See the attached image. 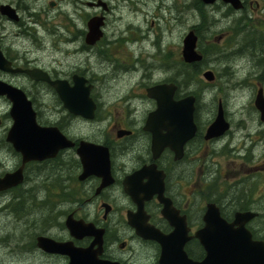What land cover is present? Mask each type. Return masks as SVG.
I'll return each mask as SVG.
<instances>
[{
  "label": "flooded vegetation",
  "instance_id": "1",
  "mask_svg": "<svg viewBox=\"0 0 264 264\" xmlns=\"http://www.w3.org/2000/svg\"><path fill=\"white\" fill-rule=\"evenodd\" d=\"M2 4L10 5L16 18L0 11V47L11 69L0 67V88L24 92L40 126L58 128L75 142L54 158L28 163L23 184L0 192V248L7 250L3 264H73V255L79 254V264H264L261 110L254 104L252 118L243 125L234 124L230 111L224 109L229 128L211 139H206L207 128L200 127L196 112V131L190 132L188 140L183 130L162 120L157 127L162 140L171 145L162 148L157 157L153 132L147 128L150 114L158 108L148 89L175 84L172 101L179 102L195 95L188 85L198 74L197 64H187L192 72L184 73L183 45L174 56L162 52L158 39L147 47V31L155 24L162 31L167 13L178 23L183 13L190 12L203 15L200 23L190 28L201 38L200 31L209 29L205 14H222L231 25L214 37L213 44L219 46L230 36V30L243 26L249 12L257 10L253 0H239L238 7L224 0H150L149 4L147 0H15ZM153 16L157 20H152ZM94 22L99 23L101 34L90 42ZM240 30L245 33L242 45L252 44L258 37L245 26ZM17 39L27 45L19 48ZM42 54L48 56V64L37 57ZM17 69H40L51 82L67 81L69 87H74L77 79L89 89L95 105L93 117L73 114L51 82L36 80ZM157 71L163 76L154 78ZM185 75L189 81H184ZM254 75V88L257 94L262 90L264 96V76L262 72ZM12 107L9 94L0 93V177L16 171L23 160L8 141L15 122ZM87 111L86 104L83 113ZM214 114L216 118V109ZM76 122L90 131L75 134ZM242 127L245 129L235 132ZM81 141L108 149L111 182L103 185L101 173L107 166L98 157L90 163L101 166L80 178L85 171L77 152ZM201 143L208 147L207 199H200ZM101 150L103 158L105 151ZM12 158L16 162L9 165ZM30 168L35 177L50 178L57 191L48 190L50 195L44 199H7L9 193L24 187ZM17 196L21 198L20 193ZM25 203L34 209L25 211ZM211 204L218 207L226 223H213L210 232H203ZM238 214H244L240 218L242 231L232 232L231 224ZM69 219L86 229L74 234ZM166 236L170 240H160ZM41 238L54 240L52 250L41 246Z\"/></svg>",
  "mask_w": 264,
  "mask_h": 264
},
{
  "label": "water",
  "instance_id": "2",
  "mask_svg": "<svg viewBox=\"0 0 264 264\" xmlns=\"http://www.w3.org/2000/svg\"><path fill=\"white\" fill-rule=\"evenodd\" d=\"M206 3H212L215 0H203ZM225 2L233 3L236 7L239 6V0H224ZM0 11L3 14L10 16L11 18H16L15 10L8 4H2L0 6ZM99 23L94 22L91 26V31L89 32L88 39L90 42H93L99 38L101 32L98 28ZM198 34L192 30L184 37V47H183V57L184 61L189 64L201 62L204 59V55L198 49ZM0 67L5 70L10 69V62H8L1 50L0 47ZM23 69H17L20 71ZM30 74L36 80H47L51 82L49 76L40 69H26L23 70ZM204 78L212 82L215 79V73L213 70H206L203 73ZM85 81V80H82ZM59 93V96L66 107H68L73 114L84 115L92 118L94 112V103L89 96V89H84L80 81L76 79V84L74 87H69L67 81H55L51 82ZM15 88H0V93L7 92L9 96L13 99V107L11 114L15 120L14 125L10 129L8 141L12 143L14 149L22 155V165L14 172L7 173L5 177H0V192L8 190L12 187L22 184L25 180V166L29 162L33 161H44L46 159L56 157L59 152L65 148L73 147L75 142L64 136L58 128L55 127H43L40 126L36 120V114L33 110L32 102L27 98L26 94L21 90ZM177 86L175 84H162L155 87H150L148 89V94L152 98H156L158 102V108L152 112L148 120V130L153 132V150L155 152V157L158 156L159 152L167 146L168 144L162 140L159 123L162 120L169 121V126L174 124V128L183 130L185 134V140L191 138L190 132L196 131V124L194 121V115L196 110V101L197 98L195 95H189L182 99L179 102L172 101V96L176 91ZM88 105L89 111L83 113V109ZM255 105L263 113L264 119V96L263 91L260 90L255 99ZM229 128V122L225 118V111L223 104L220 103L218 108V113L214 122L208 127L206 133V139H211L215 136L222 135ZM104 149L105 155L101 157V149ZM78 155L82 159L85 165V171L80 176L81 179L86 178L96 171L101 165H92L90 161L95 157H98L99 162H104L107 166V170L104 173H101L104 183L108 184L111 182V172H110V160L108 149L92 144L89 142L81 141L77 149ZM101 160V161H100ZM144 172V170L142 171ZM109 178V181L107 180ZM155 192V191H154ZM160 192V191H158ZM244 214H238L236 220L231 224L232 232L242 231L243 222L240 221L241 216ZM215 216V218H214ZM207 227L203 232H210L212 230L211 225L213 223L218 226L222 223H226L225 220L220 216L219 209L215 204H211L208 208L206 214ZM68 225L71 226V230L74 234H78L79 231L85 230L86 226L82 224H77L73 219L68 220ZM235 225H239L238 228H235ZM229 226V224H228ZM225 230V228H222ZM227 230V228H226ZM82 232V231H81ZM46 239V238H45ZM41 238L40 244L42 247L47 250H52L51 244L54 243V240ZM169 239L170 237L166 236ZM233 240H235L233 238ZM44 241H47L45 243ZM238 253H235L237 255ZM82 258L85 257V254H81ZM75 257V262L73 264H79L80 254L73 255ZM234 261V260H233ZM232 261V263H233ZM88 264H112L105 261H97Z\"/></svg>",
  "mask_w": 264,
  "mask_h": 264
},
{
  "label": "rangeland",
  "instance_id": "3",
  "mask_svg": "<svg viewBox=\"0 0 264 264\" xmlns=\"http://www.w3.org/2000/svg\"><path fill=\"white\" fill-rule=\"evenodd\" d=\"M9 1L15 0H0V4L8 3ZM253 1L254 8L257 10L253 13L249 12L248 16H246L247 19L243 21L245 29H248L251 33L258 35L257 39H255L252 44L248 43L246 45H242L245 33L240 29H242L243 26H236L233 29L230 28L232 30L229 29L230 36L223 41V43L219 46L214 45V37L220 35L228 29L231 25V21H229L227 16L222 14H205V22L209 23V29L208 32L201 31L203 36L201 40H199V49L206 50V52H208V57L204 64L198 66V68L202 69L201 72L194 76L188 85V89L194 93L196 92L195 95L199 97L196 115L199 125L203 129H206L214 121V109H216L217 115L219 100L223 101L224 109L230 111L228 112L230 113V118L233 120L234 124L242 123L243 125H247L249 119L252 118V114H254L252 107H254L257 95V89L254 88V83L256 82L257 77L254 73L259 75L260 72H262V76H264V0ZM147 3L149 4L150 0H147ZM257 4H259V7H257ZM201 18H203V15H197L190 12L183 13V15L179 17V22L176 23L177 21L175 22L172 14H165L163 19L161 18L163 20L162 31L158 30V24H155L156 26L154 28L147 31L149 33L147 37V47H151L153 40L158 39L162 52H170L171 56H174L177 51L181 49L183 39L189 32L190 28L193 25L200 23ZM155 19L157 20V18L153 16L152 20ZM2 22L10 24V22L4 21L3 19ZM204 28H207V25H205ZM9 30L11 31L12 28H9ZM155 31H157L158 36H156ZM13 36L14 34L11 39H13ZM208 38L210 41L207 40ZM16 42H18L16 45L19 48L27 45V43L23 42L21 39H17ZM35 52L41 53L37 49H35ZM44 52L46 53L47 50H44ZM39 56L42 57L40 60L43 63H49L48 56L42 54L37 57ZM153 63L158 64V61L154 60ZM207 69H212L217 73V82L215 84L208 82L203 77V72ZM162 76V72L157 71L154 78ZM240 83L245 87L240 88V86H243ZM56 100L52 99L51 102L56 103L58 101ZM46 101H48V99H46ZM244 129L245 128L242 127L237 129L235 132L238 133V130L242 131ZM84 130L90 131V128L84 129L79 122L75 123V126L73 127V132L75 134L79 135ZM207 151V145L201 143L199 161L200 199H207ZM15 162V158L9 159L8 161L9 165H14ZM30 171L31 168L28 172L29 178L24 187L21 190L9 193L7 199H26L25 201H30L33 197L34 199H44L47 194L50 195L48 190L53 193L57 191V188L53 186L51 179L46 175H42L41 178H37ZM18 193L21 194V198L17 196ZM24 207L25 211L30 212L34 209L33 206H30V203L28 205H24ZM2 214L3 212L0 211V215ZM24 214L26 215V212H24ZM8 216L10 217L11 215L8 214ZM4 217H6L5 214L2 218ZM10 220V218L6 219L9 223L11 222ZM10 229L11 226L9 225V231ZM5 252H7V250H1L0 248V264H3L2 256L5 255Z\"/></svg>",
  "mask_w": 264,
  "mask_h": 264
},
{
  "label": "trees",
  "instance_id": "4",
  "mask_svg": "<svg viewBox=\"0 0 264 264\" xmlns=\"http://www.w3.org/2000/svg\"><path fill=\"white\" fill-rule=\"evenodd\" d=\"M200 34L203 35L202 32H200ZM201 51L204 53V60H203L201 63L197 64L198 66L204 64L205 61H207V57H208V52H206V50L201 49ZM183 69H184V71H185V72H184L185 74H187V72H188V73H189V72H192L191 68H190L187 64H184V68H183ZM201 70H202L201 68H198V70H197L198 74L201 72ZM185 76H186V75H185ZM186 80L189 81V79H187V76L185 77L184 81L186 82Z\"/></svg>",
  "mask_w": 264,
  "mask_h": 264
},
{
  "label": "bare ground",
  "instance_id": "5",
  "mask_svg": "<svg viewBox=\"0 0 264 264\" xmlns=\"http://www.w3.org/2000/svg\"><path fill=\"white\" fill-rule=\"evenodd\" d=\"M202 37V36H201ZM260 53V52H259ZM31 195V194H30Z\"/></svg>",
  "mask_w": 264,
  "mask_h": 264
}]
</instances>
